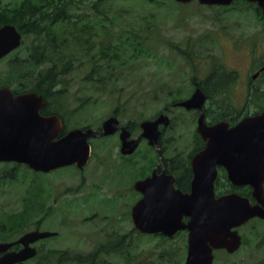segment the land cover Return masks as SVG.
<instances>
[{
	"label": "rangeland",
	"instance_id": "374dc122",
	"mask_svg": "<svg viewBox=\"0 0 264 264\" xmlns=\"http://www.w3.org/2000/svg\"><path fill=\"white\" fill-rule=\"evenodd\" d=\"M81 8L72 12L73 17L81 18L80 23L89 18L79 14L94 17L86 5ZM103 10L105 30L96 34L92 29H61L59 44L64 42L56 53L55 48L47 47L46 62L41 66L56 63L65 70L57 86L65 93L54 102L65 117L67 130L97 129L115 114L137 137L142 121L155 119L169 106L171 124L161 144L170 167V159H186L197 147V112L172 107L174 101L193 94L194 81L205 80L219 63L236 71L238 80L227 100L238 111L245 108L251 85L264 89V71L260 72L264 67V22L246 3L208 7L196 0L187 4L110 0ZM125 37L131 45L119 48ZM135 43L143 44L146 52L138 53ZM37 44L42 46V40L26 35L23 46L0 61V85L8 80V63L16 57L26 59ZM171 45L186 49L185 57ZM108 46L115 48L116 54L103 55ZM258 72L260 75L252 79ZM93 76L98 81L92 80ZM23 82L26 87L34 79ZM12 86L17 88L18 84ZM259 108L251 102L246 109L253 114ZM90 142L93 156L81 170L68 167L43 174L25 165L0 163V243L17 240L40 226L41 230L58 232L55 240L44 244L45 252L56 249L85 257L100 249L94 264H185V236L160 240L132 231L130 212L137 198L130 184L122 186L120 178L126 173L153 170L158 162L156 152L143 141L136 156L128 159L119 152L118 134ZM239 232L244 238L239 251L217 253L214 264H264V222L255 220ZM120 238H130V244L118 245Z\"/></svg>",
	"mask_w": 264,
	"mask_h": 264
},
{
	"label": "water",
	"instance_id": "95a60500",
	"mask_svg": "<svg viewBox=\"0 0 264 264\" xmlns=\"http://www.w3.org/2000/svg\"><path fill=\"white\" fill-rule=\"evenodd\" d=\"M175 1L187 3L192 0ZM198 1L227 6L235 0ZM244 1L257 3L264 15V0ZM21 44L22 34L16 26L0 27V59ZM257 76L255 74L253 79ZM206 100L205 93L198 88L190 98L177 104L187 110H202L197 132L206 146L192 159L191 192L184 194L175 189L173 175L164 178L153 175L135 184V189L144 195L132 210L137 229L143 233L162 232L167 236L187 229L189 249L185 264H213L216 249L234 253L242 243L237 228L253 218L264 220V112L247 116L234 126L227 121L208 125ZM44 105V97L37 93L15 95L11 88H0V162L26 164L35 171L46 173L73 164L83 168L91 155L89 138L120 131L123 154H132L141 140L147 139L159 152L158 167L162 165L160 125L167 127L170 124L166 110L156 120L143 121L140 124L142 133L136 139H130L131 132L117 117L105 120L102 132L92 128L74 129L60 136L61 119L56 115H42ZM221 167L233 186L252 188L255 204L236 192L217 197L215 182ZM184 216L190 217L187 224L182 222ZM51 235L54 233L39 230L26 233L19 240L25 248L18 253L5 254L0 258V264H16L34 257L37 250L30 244ZM10 247L11 244H0V253L7 252Z\"/></svg>",
	"mask_w": 264,
	"mask_h": 264
},
{
	"label": "trees",
	"instance_id": "16d2710c",
	"mask_svg": "<svg viewBox=\"0 0 264 264\" xmlns=\"http://www.w3.org/2000/svg\"><path fill=\"white\" fill-rule=\"evenodd\" d=\"M90 1L91 2H82L81 0H11L5 2L4 0H0V27L6 24H12L19 29L24 37L31 34L42 40V46H39V44L33 45L30 56L26 59H18L16 57L8 63L9 70L6 76L8 80L1 81L2 85L0 86L13 87L12 84L16 82L18 86L14 88L15 93L36 92L43 95L46 104L42 109V113L45 115H59L64 121L65 117L60 112L54 100L65 93V90L57 89L62 76L65 75V70H61L56 63L47 67L41 66L46 62L45 56L47 55V47L55 48L54 52L56 53V49L64 42V40H62L59 44L61 29L66 30L72 28L81 32H87L88 29H92L97 34L99 29L103 31L107 28V24H104L105 16H101V14L104 12L103 8L105 3H108L110 0ZM146 1L149 2L150 0ZM246 4L253 7L258 19L264 22L261 9L258 8L256 4ZM83 5H86V9L89 12L91 11L95 18L90 14H79L78 16L89 18L87 22L80 23L81 18L73 17L72 12L75 11V9H82L81 6ZM130 45L129 37H125L121 40L119 48L123 47L125 49V47ZM135 47H137L135 49L139 51L138 53L146 52L142 51L146 50L143 44L135 43ZM171 48L178 51V53L184 57L187 54L186 49L181 46L174 47L171 45ZM101 53L105 56H109L111 53L116 54V49L108 46L106 49L103 48ZM34 73H36V75L32 76ZM27 78L34 79V82L25 87L23 80ZM91 79L97 80L94 76L91 77ZM237 80L238 73L236 71L227 70L219 64L205 80L201 82L194 81L196 86H200L204 90L208 102L210 101L206 109V116L209 124H215L220 121H227L231 126L237 124L243 117L250 115L246 108L251 102L260 105L259 110H257L258 112L264 110V89L254 87V85L250 86L246 106L241 111L236 110L229 103L227 94ZM218 97L224 99L218 102ZM176 101H174V103H176ZM66 125L67 124L64 123L62 135L68 131ZM195 136L198 142L197 147L203 146V140L199 135L196 134ZM193 155L194 152L186 159L176 156L173 157V159H170L172 165L170 167L167 166L168 170L172 172L184 171L190 174L192 172L190 160ZM222 180H224V182ZM233 191H237L243 196L251 197L250 188L235 189L227 180L226 173L223 172L221 178L217 182V192L219 194H226ZM17 226L21 227L20 224ZM10 230H13L12 226H10ZM100 251V249L96 250L91 258L96 257ZM77 259H79V261L81 260L82 263L84 258L79 256ZM73 260L74 258L69 254L61 253L55 260L47 262L48 264H64Z\"/></svg>",
	"mask_w": 264,
	"mask_h": 264
},
{
	"label": "flooded vegetation",
	"instance_id": "af4514ba",
	"mask_svg": "<svg viewBox=\"0 0 264 264\" xmlns=\"http://www.w3.org/2000/svg\"><path fill=\"white\" fill-rule=\"evenodd\" d=\"M160 147L164 151V149L162 148L163 147L162 144H160ZM153 150L157 153L155 148H153ZM119 152H120V149H119ZM131 156L132 155L124 156V157L130 158ZM137 165H138V163H137ZM135 166H136V164H135ZM140 173L141 172H137L135 174L126 173L124 177L120 178L123 181L122 186H123V184H125V185L130 184L131 189L134 190V192L136 194V198H137L134 205L139 200H141L144 196L141 192L136 191V189L134 187L135 183L137 181H142V180L148 179L149 177H152L153 175H156L157 177H163V178L165 176L173 175L175 177L174 186L176 189L181 190L183 193L191 192V183H192L193 173L191 172L190 174H188L187 172H184V171L172 172V171L168 170L167 162L164 161V159H163V169L159 168L155 172L153 169V170H151L149 172L147 171L143 174L142 173L140 174ZM102 198H104L103 194H102ZM131 207L133 208V206H131ZM132 208H131V212H132ZM189 220H190V217H187V216H184L182 218V221L184 224H187L189 222ZM257 220H259V219H257ZM259 221L264 222L263 220H259ZM45 231H49V230H45ZM132 231H134V233L137 235L143 234L139 230H137L135 227L132 229ZM56 233H57V235H55L53 237L40 240V241L36 242L35 244L31 245L32 247H35L38 250L36 257L29 259L25 262L17 263V264H32V263H34V261H36L37 264H46L47 261L55 260L59 256V254L64 253L65 251H59L56 249L55 250L50 249V250H47L46 252L44 251V244L48 243L49 241L55 240L56 239L55 237L58 236V232H56ZM143 235L144 236H151V237H158V238H160V240H172L174 238L176 239V237H178L180 235H183L187 239V251H188L189 232L186 229L178 230L172 237H168V236L164 235L163 233L143 234ZM19 239L20 238H18L17 240H7V241H3L1 243L11 244V247L8 249V252H19L24 248V246L22 244L18 243ZM120 239L122 242L118 240V245L121 243H127V244L129 243L130 244V242H129L130 238H120ZM103 247H104L103 256L105 257V241H104ZM222 251H225L227 253L226 250H214V254L216 255L217 253L222 252ZM5 254H6L5 252L0 253V258H2ZM71 257L74 258L75 260L77 259V255H71ZM123 264H135V262H132V261L127 262L126 261V263L124 262Z\"/></svg>",
	"mask_w": 264,
	"mask_h": 264
},
{
	"label": "bare ground",
	"instance_id": "6f19581e",
	"mask_svg": "<svg viewBox=\"0 0 264 264\" xmlns=\"http://www.w3.org/2000/svg\"><path fill=\"white\" fill-rule=\"evenodd\" d=\"M20 27V26H19Z\"/></svg>",
	"mask_w": 264,
	"mask_h": 264
}]
</instances>
